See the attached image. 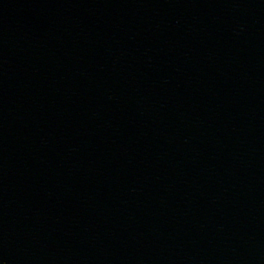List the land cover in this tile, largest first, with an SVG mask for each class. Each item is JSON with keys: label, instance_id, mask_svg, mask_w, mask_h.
<instances>
[{"label": "water", "instance_id": "1", "mask_svg": "<svg viewBox=\"0 0 264 264\" xmlns=\"http://www.w3.org/2000/svg\"><path fill=\"white\" fill-rule=\"evenodd\" d=\"M0 264H264V0H0Z\"/></svg>", "mask_w": 264, "mask_h": 264}]
</instances>
